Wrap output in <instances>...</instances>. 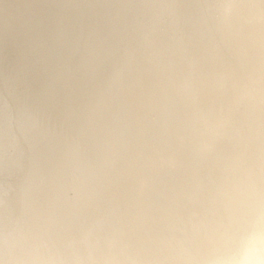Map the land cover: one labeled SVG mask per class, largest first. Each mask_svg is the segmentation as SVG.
I'll return each mask as SVG.
<instances>
[{
	"label": "bare ground",
	"instance_id": "bare-ground-1",
	"mask_svg": "<svg viewBox=\"0 0 264 264\" xmlns=\"http://www.w3.org/2000/svg\"><path fill=\"white\" fill-rule=\"evenodd\" d=\"M264 168V0H0V264H201Z\"/></svg>",
	"mask_w": 264,
	"mask_h": 264
},
{
	"label": "clouds",
	"instance_id": "clouds-1",
	"mask_svg": "<svg viewBox=\"0 0 264 264\" xmlns=\"http://www.w3.org/2000/svg\"><path fill=\"white\" fill-rule=\"evenodd\" d=\"M228 195L240 210L234 251L206 258L201 264H264V168L237 171ZM16 264H55L53 250L39 240L18 246Z\"/></svg>",
	"mask_w": 264,
	"mask_h": 264
}]
</instances>
